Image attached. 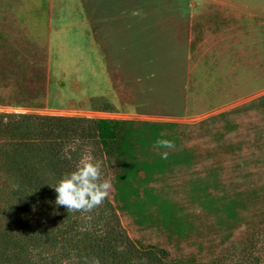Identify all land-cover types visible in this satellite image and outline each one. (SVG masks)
Wrapping results in <instances>:
<instances>
[{
    "label": "rangeland",
    "instance_id": "obj_1",
    "mask_svg": "<svg viewBox=\"0 0 264 264\" xmlns=\"http://www.w3.org/2000/svg\"><path fill=\"white\" fill-rule=\"evenodd\" d=\"M49 1L0 0V113L91 122L98 145L94 153L83 146V164L99 172L132 242L166 252L159 262L210 263L264 227L262 16L239 10L221 19L192 13L189 0L134 1L131 62L111 72L110 92L51 104ZM3 205L0 254L10 259L1 263L20 264ZM93 208L97 218L100 203ZM82 211L74 215L88 219ZM54 217L66 224L63 212ZM59 263L86 264L64 254Z\"/></svg>",
    "mask_w": 264,
    "mask_h": 264
},
{
    "label": "trees",
    "instance_id": "obj_2",
    "mask_svg": "<svg viewBox=\"0 0 264 264\" xmlns=\"http://www.w3.org/2000/svg\"><path fill=\"white\" fill-rule=\"evenodd\" d=\"M96 144L97 134L88 120L0 113L1 213L7 227L15 224L11 257L20 264H60L63 254L86 264H166L155 259L165 257V251L132 242L105 196L99 172L84 166L83 146L91 145L94 153ZM97 203L95 218L91 213ZM81 210L88 219L74 215ZM55 212L65 214L66 224H53ZM44 245L52 249L48 256L41 253ZM5 259L10 256L0 254V264ZM202 264H264V227L246 232L239 244Z\"/></svg>",
    "mask_w": 264,
    "mask_h": 264
},
{
    "label": "crops",
    "instance_id": "obj_3",
    "mask_svg": "<svg viewBox=\"0 0 264 264\" xmlns=\"http://www.w3.org/2000/svg\"><path fill=\"white\" fill-rule=\"evenodd\" d=\"M134 1L139 0L49 1L48 102L110 92L111 72L131 62ZM188 5L192 13H218L221 19L252 10L264 24V0H189ZM158 22L164 24L163 18Z\"/></svg>",
    "mask_w": 264,
    "mask_h": 264
}]
</instances>
